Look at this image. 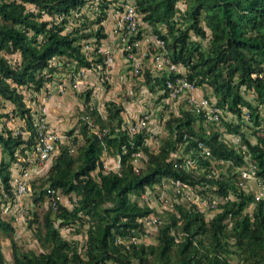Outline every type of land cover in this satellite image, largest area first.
<instances>
[{
	"label": "trees",
	"instance_id": "obj_1",
	"mask_svg": "<svg viewBox=\"0 0 264 264\" xmlns=\"http://www.w3.org/2000/svg\"><path fill=\"white\" fill-rule=\"evenodd\" d=\"M85 1L0 0V99L12 102L10 111L23 118L21 129L27 130L23 135L3 122L0 125L1 195H13L10 162L18 159L16 152L24 157L36 138L29 107L18 87L37 89L51 78L52 56L73 67L101 61L94 48L107 34L102 19L109 0H96L92 17L83 13L78 25L64 29L67 14ZM176 1L134 0L139 18L163 38L170 58L185 65L187 78L196 85L207 83L214 102L237 117L241 106L246 108L256 125H252L254 140L244 135L239 121L221 119L226 130L239 132L243 146L226 142L217 129L195 128L193 120L202 116L182 106L178 113L169 111L166 131L156 148L150 149L144 127L128 132L123 125L120 103L105 100L101 115L88 105L86 89L82 113L91 115L90 124H96V129L80 119L82 140L75 151L60 145L39 182L58 187L68 196L72 193L71 204L58 201L51 207L47 202L39 218L29 217L37 221L33 233L42 248L19 250L10 237L11 261H4L0 249V264H264V199L254 200L250 189L235 182L236 165L245 163L243 153L264 179V115L258 113V104L264 106V0H181L182 7ZM88 22L94 25L87 26ZM205 28L207 42L202 46L189 36V30L204 36ZM143 29L138 22L130 38L138 37ZM87 41L93 44L89 54L83 47ZM14 52V57L7 55ZM143 72L148 88L159 90V98L166 95L164 73L153 74L148 67ZM240 85L253 92L254 103L240 92ZM198 139L208 145V154L196 151ZM138 150L145 153L142 165L131 161ZM102 151L117 155V168H102ZM183 153L194 157L195 167L185 169L172 163L174 155L179 159ZM20 161L26 163L24 158ZM162 176L188 181L201 193L214 190L220 199L209 213L180 201L178 193L159 210L136 199L145 187L160 183ZM43 192L41 187L33 199H41ZM148 211L158 216L155 239L126 243L121 236L140 229L139 216ZM54 218L59 222L86 220L81 248L60 233ZM12 229L10 220L0 216V232Z\"/></svg>",
	"mask_w": 264,
	"mask_h": 264
},
{
	"label": "rangeland",
	"instance_id": "obj_2",
	"mask_svg": "<svg viewBox=\"0 0 264 264\" xmlns=\"http://www.w3.org/2000/svg\"><path fill=\"white\" fill-rule=\"evenodd\" d=\"M118 1L119 0H109L106 7V16L102 19V23L107 33V27L108 25H110L113 16V13L111 11H113V8L118 5ZM176 5L182 7L183 2L181 0H177ZM96 10V0L85 1L81 6H79L78 10H71L70 13L67 14V20L65 21L64 29H69L74 25H78L80 20L85 17V14L88 15V17H92L95 14ZM83 13L84 15L82 16ZM42 16L48 17L46 13H42ZM108 19H110V21ZM138 20V22L143 25L145 34L148 35L149 32H151V30L149 29V25H145L144 21L139 17ZM86 25L93 26L94 22H88L86 23ZM205 31L206 34L204 36H198L192 30H189V36L191 38L197 39L202 46H205L208 35L206 28ZM86 43L87 44L83 47L86 53L89 54L91 46L93 44L88 41ZM140 45L142 46L141 50L146 49L145 37L144 39L142 37V42L140 43ZM117 51L120 57V53L122 52L118 49ZM117 51L115 53H117ZM7 55L14 57L17 54L14 52ZM146 55L147 52L146 54H144V58L146 57ZM114 58L111 63H101L87 69V71L80 76L81 82H79L77 88H67L62 92H58L60 94L57 95V98L61 102V113L57 114L59 115L57 117V121H59V123L54 124V122L52 121L53 127L61 134L60 139H58V141L56 142L57 147L46 159L40 162H36L37 164L35 165V172L34 170H30L28 176L30 187L28 190L19 194L14 193L11 197L8 195L6 196L5 194H0V216L9 219L13 227V229L7 233L0 232V249L5 262L11 261L10 237L15 242L19 250H24L27 248L38 250L42 248L33 233V226L37 221L36 219H32L30 221L28 218L34 216L39 218L40 213L47 206V198L44 192L41 199L38 200H34L33 195L37 193V191L46 183L42 182L41 184H39L48 168L49 162L54 157L59 146H66L67 150L73 153L75 151L76 144L82 140V134L79 131V123L81 121L80 119H86L89 128L96 129V124H90L91 115L89 113H82L85 101L84 94L86 89V101L88 105H93L101 115H104L105 113L104 101L109 99H112L113 101L121 104L122 109L120 110V114L122 116V119L125 120L133 119L142 111H147L148 119L145 126L146 134L144 140L146 141L150 149L156 148L159 138L165 133L166 127L164 124V120L167 116H169V111H171L172 113H178L179 107L187 106V103H185L182 98H173L167 95H162L159 98L157 96L159 90H150L147 87L143 71L137 74H132L127 67L125 59L121 60V62L115 63ZM50 61L55 64L52 72L53 75L51 76V78L49 77L48 79H46L40 87H38L37 89H33L29 86L18 87V90L22 93L24 103L29 107L31 116L33 115V111H35L36 108L43 104L46 108L45 114L48 123L50 120H48L50 116V102H48V99L50 98V85L53 83L52 86H54L56 80H59L57 79L58 77L66 76L68 69L71 67L68 66V61L57 58L56 56H52ZM197 87L200 91L198 94H205L214 99L211 88L207 83L204 82L202 84H197ZM79 91H82L81 94L78 93ZM53 92L55 91L53 90ZM240 92L251 102H255V99L253 98V92L250 89L244 88L242 85H240ZM11 108V101L6 98L0 99V125L3 122L7 126L11 127L13 131L20 130L21 133L25 135L26 131L21 129L23 126V118L19 114H12V112L10 111ZM3 111H6V115ZM241 112V116L237 117L233 111L223 108L221 110V118L217 119L216 121L205 122L203 120L195 118L192 124L195 128L201 126L206 131L209 129H217L219 132V136L226 142H230L233 145L243 146L239 132L235 130H226L223 122L221 121V119H226L230 122L239 121V127H241L244 135L250 141H253V127H256V125L252 124V120L248 118L247 110L244 106H241ZM258 113L260 115H264L263 105L258 104ZM252 125L254 126L252 127ZM16 155L18 159L16 158L15 160H12L10 162V170L17 167H19L20 169L22 165H24L25 168L32 167V165L30 164L31 161L26 160V163L23 164L20 161L22 159L21 154L19 152H16ZM247 155V153H243V159L245 162L249 159ZM144 157L145 153L141 150H138L137 152H134L131 161L135 165H142ZM100 159L103 163L109 165L107 166V168L118 167L116 154H110L102 151L100 153ZM222 168H224L223 165L220 169ZM156 187L157 186H153V188H150L151 192L148 193L146 202L153 205L157 210H159L164 206L158 203L154 196V191L159 188ZM170 192L168 198L169 201L173 199V195ZM208 192H210L216 198V200L220 199V196H218V194L214 190H208ZM73 197L74 195L72 193L70 194V196H68L67 194L61 192L60 201L62 203H65L66 205H70V199H72ZM131 197H133V195H131ZM136 199L138 201L143 200L140 195L137 196ZM166 205L168 206V202L166 203ZM86 223V220H83L81 223H79L78 221L59 222L57 218H54V224L58 226L60 233L64 237L74 240L78 248L82 247V242L84 239V228L86 226ZM155 225L156 222L146 223L147 232L144 237H142L144 241H153L155 239Z\"/></svg>",
	"mask_w": 264,
	"mask_h": 264
},
{
	"label": "built area",
	"instance_id": "obj_3",
	"mask_svg": "<svg viewBox=\"0 0 264 264\" xmlns=\"http://www.w3.org/2000/svg\"><path fill=\"white\" fill-rule=\"evenodd\" d=\"M111 23L108 32L114 37L113 42L103 43L101 40L96 44L95 50L100 53L101 63L108 64L113 60L114 50L119 49L126 61L127 67L132 74H137L143 71L144 67H148L155 73H164V86L166 87V95L173 98H182L186 107L191 108L194 112L202 116L205 122L216 121L221 116L223 109L214 102V99L205 94H196L195 89L197 85L193 79H189L185 75V65L180 60H173L167 53L164 45V40L156 32L151 31L148 35L142 30L140 35L135 38H130V35L135 33L138 23V12L134 0H119L118 5L113 8ZM142 37L146 39V49L141 50ZM87 43H84L86 45ZM139 47V49H138ZM92 48V46H91ZM147 55L144 58V54ZM144 58V60H143ZM145 65V66H144ZM87 66L78 65L77 67L71 66L66 76H62L56 84L57 91H64L67 88H77L81 82L80 76L84 74ZM46 108L41 104L33 111L32 123L35 130V140L32 145L25 149L27 152L24 159L27 161L40 162L47 158L51 152L57 147V141L60 139L61 134L52 127L46 118ZM148 119V112L142 111L138 116L133 119H122L123 125L128 132H134L145 128ZM27 131V130H25ZM196 151L201 155L209 153V147L202 140L196 141ZM137 152V151H136ZM175 155H178L174 152ZM173 156L172 163L181 166L185 169L193 168L196 166L194 157L183 153L179 159ZM118 162V161H117ZM103 169H106V163L101 161ZM235 182L238 186L250 189L253 199H264V179L255 172V163L247 160L245 163L236 165L235 167ZM214 172V169H210ZM10 183L12 186L13 194H19L29 189V181L27 170L21 167L18 172L11 174ZM157 190L154 191V196L158 203L162 206H167L169 202V191L175 198L178 193V198L185 204L209 213L213 210L216 198L210 193H201L194 185L188 181H184L178 177L162 176L160 183L154 184ZM44 193L47 202L51 207H55L57 202L60 201L61 191L58 187L44 184ZM169 190V191H168ZM151 192L150 187H145L140 191L139 195L145 201L147 200L148 193ZM158 219L154 211L139 216L141 221V228L135 229L131 233L121 236L127 243L128 241L143 240L142 237L146 234V223H155ZM144 241V240H143Z\"/></svg>",
	"mask_w": 264,
	"mask_h": 264
},
{
	"label": "crops",
	"instance_id": "obj_4",
	"mask_svg": "<svg viewBox=\"0 0 264 264\" xmlns=\"http://www.w3.org/2000/svg\"><path fill=\"white\" fill-rule=\"evenodd\" d=\"M109 21H110V19H108ZM107 28H109V25H108V27ZM108 30V29H107ZM113 36L108 32L107 34H106V36H104V37H102L100 40H101V42H103V43H106V42H113ZM119 50V49H118ZM117 51V48L114 50V54H115V63H118V62H121V60H124V57H123V54L122 53H120L121 54V56L119 57V54H118V51H117V53H115ZM120 60V61H119ZM111 63V62H110ZM94 66H96V65H94ZM94 66H87V68L85 69V71H84V73L87 71V69H89L90 67H94ZM53 72V71H52ZM150 72L151 73H153L151 70H150ZM52 75H53V73H52ZM60 78H62V77H58L57 79H60ZM58 80H56V82H57ZM56 84V83H55ZM53 85V83L50 85V98L48 99V102H50V116H49V118H48V120H49V123H50V125L53 127V123H52V121L54 122V124H57V123H59V121H57L58 119H57V117L59 116V115H57V114H59V113H61L60 112V108H61V102L58 100V98H57V95H59L60 93H58V92H60V91H57L56 89H55V85L54 86H52ZM148 87V86H147ZM53 90L56 92H53ZM62 92V91H61ZM200 91H199V88L198 87H196V89H195V93L196 94H198ZM150 118V117H149ZM25 155V154H24ZM22 158H24V157H22ZM46 159V158H45ZM46 162V161H45ZM50 163V162H49ZM30 164L32 165V167H30V168H26V170H27V176H29V172H30V170H34V172H35V165L37 164L35 161H31L30 162ZM22 167H24V165H22ZM39 169V168H38ZM19 171V167H17V168H15V169H11L10 170V175L11 174H13V173H16V172H18Z\"/></svg>",
	"mask_w": 264,
	"mask_h": 264
}]
</instances>
